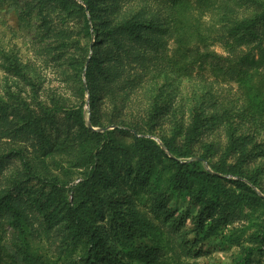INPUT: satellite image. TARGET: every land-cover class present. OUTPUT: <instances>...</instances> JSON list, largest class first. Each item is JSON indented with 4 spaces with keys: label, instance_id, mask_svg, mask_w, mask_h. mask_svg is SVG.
Returning <instances> with one entry per match:
<instances>
[{
    "label": "trees",
    "instance_id": "trees-1",
    "mask_svg": "<svg viewBox=\"0 0 264 264\" xmlns=\"http://www.w3.org/2000/svg\"><path fill=\"white\" fill-rule=\"evenodd\" d=\"M81 1L23 4L32 58L0 52V264H207L218 238L250 264L264 251V0ZM51 64L68 95L43 87ZM246 208L263 221L225 233Z\"/></svg>",
    "mask_w": 264,
    "mask_h": 264
},
{
    "label": "rangeland",
    "instance_id": "rangeland-1",
    "mask_svg": "<svg viewBox=\"0 0 264 264\" xmlns=\"http://www.w3.org/2000/svg\"><path fill=\"white\" fill-rule=\"evenodd\" d=\"M31 0H17V5L8 6L4 5L3 8L0 9V52L7 51L9 55L18 54L22 57L23 60L32 58V44L36 40L40 39L39 29L37 28V21L34 17L35 11L31 8V6H26V12H22L21 6L25 3L30 2ZM80 3L81 0H78ZM27 12H31L28 16ZM210 14L205 15V21H210ZM36 43V42H35ZM38 43V42H37ZM39 45L43 46V42L39 43ZM216 50L222 51L220 47H216ZM63 68L58 66L50 65L46 70H44L43 78L45 79L43 83V87L50 88L57 93H61L64 95H68L70 83L65 82L64 73L62 74ZM5 73L0 70V86L5 82ZM164 79L160 82L162 85ZM192 83L184 81L182 83V94H189L191 92ZM233 89H237V84L233 83ZM233 89H230L233 91ZM174 90L173 86L165 87L162 91L163 98L166 97L167 93ZM45 94V93H44ZM226 95V94H225ZM96 96H99V93L96 92ZM84 110L86 113V117H89V97L85 99ZM99 104V101L97 102ZM248 126H251L248 124ZM161 129L158 128V133L161 134ZM246 129V128H245ZM252 131L254 128L251 126ZM256 139L262 143V148L264 149V131H256ZM155 138L158 139V136L155 135ZM258 163L261 166H264V157L260 158ZM19 166L18 162L15 163ZM264 170V167H263ZM5 173V170L3 174ZM2 174V175H3ZM78 173H75L77 176ZM2 182L5 184V179ZM263 213L262 210H250L246 208L243 212V216L241 218L235 217L231 223L228 225L227 229L224 230L225 233H228L229 229H233L238 234L241 233L242 229L245 228L247 224H253L251 230H253L258 222H261V218L263 221ZM8 234L13 235L14 231L10 227H6ZM249 230V229H248ZM246 229V231L248 232ZM60 241V240H59ZM40 245L46 246L45 242H42ZM204 250H208V252L198 258L199 262H205L207 264H232V255H237L239 252V248L236 245L232 244L229 241H226L224 238L213 239L208 241L206 245L203 247ZM13 259H7L2 262V264H16L12 262ZM250 264H264V251H255L252 258L250 259Z\"/></svg>",
    "mask_w": 264,
    "mask_h": 264
}]
</instances>
